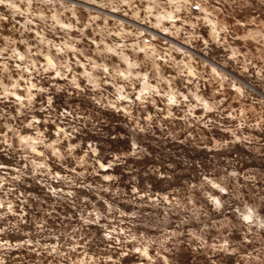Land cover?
Returning <instances> with one entry per match:
<instances>
[{
    "label": "rangeland",
    "instance_id": "obj_1",
    "mask_svg": "<svg viewBox=\"0 0 264 264\" xmlns=\"http://www.w3.org/2000/svg\"><path fill=\"white\" fill-rule=\"evenodd\" d=\"M0 264H264V0H0Z\"/></svg>",
    "mask_w": 264,
    "mask_h": 264
}]
</instances>
